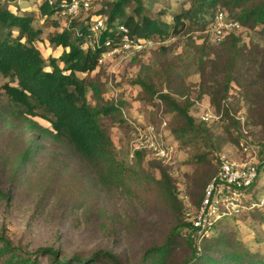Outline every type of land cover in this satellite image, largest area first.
Instances as JSON below:
<instances>
[{"label": "rangeland", "instance_id": "1", "mask_svg": "<svg viewBox=\"0 0 264 264\" xmlns=\"http://www.w3.org/2000/svg\"><path fill=\"white\" fill-rule=\"evenodd\" d=\"M115 1L91 0L89 8L70 20L44 16L40 10L42 0H0L13 12L33 16L34 27L42 30L36 45L46 59L59 57L63 51L49 42L50 37L65 29L78 35L80 26L73 27L72 23L80 22L89 30L101 15L99 12L108 11ZM144 3L147 15L169 25L191 7L189 0ZM135 8V2L126 3L127 14ZM215 9L203 18L184 17L182 30L170 28L172 35L165 39L164 49L158 45L135 53H105L91 73H79L98 88V93L89 89L87 94L92 106L117 107L112 114H102L100 123L115 144L117 160L126 167L125 186L100 180L64 144L46 135L41 136L33 158L18 176L10 170L12 161L33 132L25 127L23 118L16 119L13 128L0 121V187L7 194L0 196V235L19 248V253L37 256L39 264H49L47 256L35 254L37 249L55 246L64 254L84 257L106 250L122 264H150L144 262L145 252L172 239L165 264H203L200 259H191L193 250L183 233L186 208L198 205L205 188L201 182L208 181L217 170L220 153L234 159L244 156L238 152L243 125L249 131L247 141L262 164L254 188L259 196H264V30L262 26L246 25L236 31L247 49L232 64L231 89L218 106L211 100L210 92L217 81H223L227 71L225 62H213L210 53L219 45L209 21ZM230 12L237 15L239 9ZM14 33L17 35V31ZM203 39L208 42L204 45L208 51L205 56ZM139 79L149 89L140 85ZM12 80L0 78L1 104L9 102L3 86ZM162 93H170L183 104L190 101V115L206 130L178 136L175 130L182 125L183 117L160 99ZM35 120L52 127L46 119ZM151 133L173 147L170 163L158 160L149 148L140 146ZM162 168L176 186L178 201L158 182ZM136 175L138 181H132ZM221 233L264 253V209L224 221L212 235Z\"/></svg>", "mask_w": 264, "mask_h": 264}, {"label": "trees", "instance_id": "2", "mask_svg": "<svg viewBox=\"0 0 264 264\" xmlns=\"http://www.w3.org/2000/svg\"><path fill=\"white\" fill-rule=\"evenodd\" d=\"M63 1L69 0H57L54 6L43 1L40 6L41 13L50 19L56 15L60 16L58 9ZM144 1L117 0L108 11H100L101 15H108L107 30L101 35L99 42L94 43L95 48L88 44L90 38H93L88 27L80 22L72 23L73 27L76 24L79 25L81 31L73 36L70 29H65L50 37L49 42L63 48V51L59 57L51 56L48 59L44 58L42 51L36 45L42 30L34 27L33 16L13 12L0 2V78L3 76L13 79V82L5 83L3 86L9 102L0 103V121H3L5 126L13 128L16 119L23 118L26 121L25 127L33 132V137L27 138L26 145L12 161L10 167L12 172L21 176V172L33 158L35 146L41 136L46 135L64 144V148L77 155L100 180L126 185L124 179L126 167L117 160L115 144L100 123L102 114H112L117 107L114 104L92 106L87 94L89 89L98 93V88L94 82H88L86 77L79 76V73L89 74L97 68L103 54L110 50L105 42L112 40L114 45L119 39L117 34L119 24L125 25L132 37H158L165 40L172 35L170 28L176 32L182 30L184 17L203 18L206 13L216 8L209 20L212 23L218 5H221L219 8L228 9L226 12H229V18L238 20L243 26L250 25L252 28L262 26L264 30V0H189L191 7L182 16L177 15L172 25L147 15ZM128 2L136 3L135 10L130 14L126 11ZM235 9H239L237 15L230 12ZM206 43H208L207 39H203L202 56L208 53V51L205 52ZM164 48H166L165 45H162L160 50ZM246 49L247 46L241 43L240 37L231 33L210 52L213 54L212 61L225 62V71H227L223 81H217L210 92L214 104L219 106L227 97L234 77L232 64L239 55L246 52ZM138 83L149 89L146 82L139 79ZM160 99L166 102L173 112L183 117L182 125L175 130L178 136L184 137L186 134L198 133V130H206L190 115V101L180 103L170 93H162ZM36 117L46 119L52 127L43 126L35 120ZM234 123L239 122L234 120ZM133 173L137 174L134 171ZM215 173L209 176L208 181H202L201 184L206 187ZM138 179L137 175L132 177V181H138ZM158 182L165 192L178 201L176 186L166 169L162 168L161 179ZM257 193L258 190L255 189L254 200L261 197ZM0 196H7L1 187ZM260 209L263 210L264 206L244 214ZM227 220L229 219L220 221L216 227ZM185 226L189 228L190 225L185 223ZM174 233L175 231L171 238ZM183 233L185 236L184 231ZM212 233L203 240L200 251L185 236L193 250L191 259H200L203 264H264V253L261 251L249 249L241 240L231 241L226 234L212 235ZM172 241L169 239L160 246L149 248L144 254V262L165 264L171 252ZM18 250L20 249L14 246L5 235H0L1 264H39L37 256L35 258L24 256ZM40 253L49 258V264H122L117 256L106 250H98L91 256L84 257L79 254H64L55 246H45L35 251L36 255Z\"/></svg>", "mask_w": 264, "mask_h": 264}, {"label": "built area", "instance_id": "3", "mask_svg": "<svg viewBox=\"0 0 264 264\" xmlns=\"http://www.w3.org/2000/svg\"><path fill=\"white\" fill-rule=\"evenodd\" d=\"M21 2V0H14ZM47 1L54 6L57 0ZM91 0H69L59 5L58 13L73 20L75 15L82 9L90 7ZM243 25L235 19L229 18L226 11L218 9L211 23L215 43H220L231 33H236ZM118 40L112 44L107 40L105 44L110 50L105 53L141 52L158 45L165 44L166 40L156 37L135 38L129 34L128 28L118 25ZM89 30L92 32L88 44L95 48L94 43L107 30L106 18L99 15L94 19ZM104 53V54H105ZM206 116H209L208 114ZM207 119L208 117H203ZM249 131L243 125L238 142L239 150L244 156L239 159L232 158L229 154L220 153L217 157L218 169L204 189L202 198L198 205H188L185 212V220L190 225L185 228V236L188 237L197 249L201 250V244L215 229L220 221L239 217L246 212L264 206V196L258 200L253 199L255 193L254 184L260 176L261 163L257 161V152L247 141ZM140 146L149 148L156 158L164 163H170L173 159V147L163 142L155 133H151ZM139 146V147H140Z\"/></svg>", "mask_w": 264, "mask_h": 264}]
</instances>
